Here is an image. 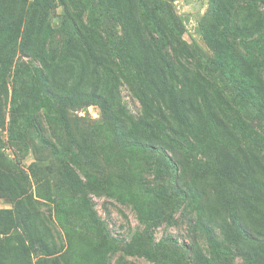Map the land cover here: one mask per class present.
Segmentation results:
<instances>
[{"label":"trees","instance_id":"trees-1","mask_svg":"<svg viewBox=\"0 0 264 264\" xmlns=\"http://www.w3.org/2000/svg\"><path fill=\"white\" fill-rule=\"evenodd\" d=\"M175 1L0 0V131L16 57H30L33 84L44 101L66 108L85 97L83 105L100 107L124 150H149L155 157V182L146 188L150 206L138 213L144 228L122 243L126 254L157 258L139 242L153 241V226L177 222L173 209H166L180 197L192 215L190 230L215 248L202 261L264 264V0H210L201 27L210 51L184 38ZM58 6L63 12L54 26ZM58 33L62 42L55 46ZM124 87L140 104L137 114L124 100ZM191 140L212 153V162L202 165L200 186L184 181L193 164L180 154L191 152ZM55 154L74 164H65L66 181L104 232L105 219L86 195H101L104 183L77 170V150ZM26 180L0 169V196L13 203L0 207V264H68L66 240ZM13 234L20 261L11 252ZM115 242L108 235L101 240L98 264L112 263ZM123 261L120 256L114 264Z\"/></svg>","mask_w":264,"mask_h":264},{"label":"rangeland","instance_id":"rangeland-1","mask_svg":"<svg viewBox=\"0 0 264 264\" xmlns=\"http://www.w3.org/2000/svg\"><path fill=\"white\" fill-rule=\"evenodd\" d=\"M172 5L183 21L184 38L210 51L201 32L209 17L210 0H176ZM54 11L53 24L58 26L63 7L58 6ZM61 37L56 34L55 46L61 44ZM31 60L18 55L17 67L8 79L6 124L0 131V169L22 179L25 177L29 191L44 203L45 210L52 212L55 231L66 240L64 257L67 263L98 264L105 250L101 240L108 235L117 240L118 248L115 254H111L114 257L111 264L120 256L124 257V264H208L204 261L215 254V248L208 239L198 237L190 230L192 215L184 211L186 202L181 203L180 197H176L166 209L168 212L173 209L172 215L177 222L167 220L158 227L153 226V241L141 239L139 242L143 249L148 247L157 252V258L146 252L128 255L122 250V243L129 242L132 235L144 228L139 223L138 213L140 208L150 206L151 195L146 188L149 181L155 182L152 166L155 157L149 150H124L116 131L103 120L100 107L83 105L85 97L77 98L75 104L66 108L44 101L33 84ZM122 95L129 109L137 114L139 102L125 87ZM201 146L192 141L191 152L180 154L183 159L189 157L193 164L189 173L191 178L184 181L199 186L203 179L200 175L202 165L212 162V153L201 152ZM70 149L80 153L81 167L77 170L93 174L106 187L101 195L86 193L105 219L104 232L88 216L82 205L83 196L71 189L66 181L65 164H74L59 160L55 151ZM195 180L199 183L193 182ZM0 207L11 209L13 203L1 195ZM10 237L13 238V258L20 261L22 256L16 249L17 236ZM235 264H242V259L238 258Z\"/></svg>","mask_w":264,"mask_h":264}]
</instances>
